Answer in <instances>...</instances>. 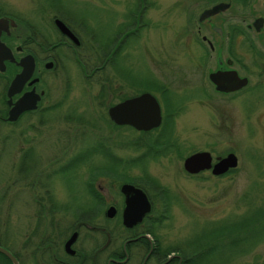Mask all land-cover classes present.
Instances as JSON below:
<instances>
[{
	"label": "flooded vegetation",
	"instance_id": "obj_1",
	"mask_svg": "<svg viewBox=\"0 0 264 264\" xmlns=\"http://www.w3.org/2000/svg\"><path fill=\"white\" fill-rule=\"evenodd\" d=\"M139 4L141 1L137 3V12L131 14L125 24H120L118 34L115 33L111 39L106 38L99 45L101 64L99 75L94 76L95 71L91 67L95 62L92 55L95 46L88 38L87 27L81 18L65 15L62 11L51 15L45 13L42 16L43 26L37 27L25 21L16 34L13 31L17 26L14 19L4 11L0 12V18L4 20L0 27V43L11 56H0V126L6 129L0 139V148L6 149L12 143L18 148L19 195L24 207L18 246L12 250L8 235L4 236L3 243L11 247L8 251L17 264H197L192 261V250L197 248L195 245L189 242L171 243L160 232L164 220L159 219V212L166 206L163 195L153 190L140 175L128 176L116 169L124 165L122 158L112 151L115 143L99 134L88 147H77L67 137L68 131L82 135L86 130L100 129L95 120H101L113 130L124 127L137 131L147 140L150 136L152 138L151 131L160 127L163 121L158 99L166 104V98L175 94L170 88L169 77L180 83L182 93L188 91L191 94L194 87L199 86L208 96L202 86L205 79L211 86V93L220 100L242 99L252 90L262 91L264 98V0H197V12L188 13L185 22L183 54L188 60L184 63L186 67L181 65L176 76L158 78L149 71V77L142 81L147 86L143 90L136 87L133 80L125 78L135 89V92L126 94L121 91L122 85L118 82L124 78L122 68L114 69L109 60L114 51H119L123 41L128 36H134L144 25L141 22L144 6L138 8ZM54 7H57L56 4ZM55 19L62 22L71 36L59 30ZM3 52L0 49V55ZM70 64L81 73L78 78L86 84L99 85L100 95L97 91L94 97L98 108L93 118L87 117L85 112L69 102L73 96L69 89L74 81ZM159 64L165 70L169 67V61ZM152 65L155 66V63ZM29 66L31 70L27 78L17 90L9 92L13 78L23 69L28 70ZM107 69L111 70L115 79L107 75ZM211 74L213 81L210 80ZM54 84L62 86V90L51 92L49 89ZM144 92L158 103L161 118L157 127L136 130L110 120L107 114L110 106ZM112 96L115 99L111 102ZM17 103L23 109L10 118ZM174 107L168 108L170 118L176 112ZM45 130H57L64 139L58 145L56 154L49 158L45 170L38 169L33 177H28L29 171L35 169L38 163L36 147ZM170 136L171 133L168 139ZM143 142L128 139L124 144L129 146ZM92 154L105 159V163L96 164V167L89 165ZM217 156L224 155L214 156L211 163ZM80 164L85 165V172L82 173L84 202L76 200L73 193L55 196L50 179L74 170ZM207 171L210 172L209 169ZM199 172L185 173L192 176ZM12 183L9 176H4L0 186V200L5 202L7 209L11 207V198L16 195L11 190ZM122 184L140 189L149 203L148 212L138 221L131 222L139 205L131 209L134 214L126 213L129 220L123 218L125 196L120 190ZM6 223L8 221L4 216L3 226H7ZM4 264L11 262L5 257Z\"/></svg>",
	"mask_w": 264,
	"mask_h": 264
},
{
	"label": "rangeland",
	"instance_id": "obj_2",
	"mask_svg": "<svg viewBox=\"0 0 264 264\" xmlns=\"http://www.w3.org/2000/svg\"><path fill=\"white\" fill-rule=\"evenodd\" d=\"M137 1H141L138 8L144 6L141 16L144 25L138 28L134 36H128L123 41L119 47L118 62L125 72L124 75L143 90L147 89V86L142 81L149 77V71L158 78L164 75L176 76L181 65L186 67L184 63L188 60L183 54L186 43L185 22L188 13L197 12L199 6L195 5L197 0H0V12L4 11L14 19L17 26L13 31L16 34L25 21L37 27L43 26L42 16L44 17L45 13L51 15L62 11L65 15L81 18L87 27V36L97 50L96 40L100 45L106 38L111 39L115 33L118 34L120 24H125L131 18V14L135 13ZM53 3L57 7H54ZM132 10L134 11L131 12ZM165 61H169L168 73L160 64L158 66V63ZM154 63L155 66L152 65ZM69 66L74 74V81L71 82L69 89L73 96L69 102L85 112L87 117L93 118L98 108L94 97L99 85L86 84L82 78H78L81 77V73L77 69L74 70L72 64ZM106 71L107 75L116 78L110 69ZM118 82L122 85L123 93L135 92L134 87L125 78H120ZM169 82L175 93L173 97H179L175 98L177 100L174 102L169 100L176 106V112L170 118L169 130V127L164 128L161 125L162 127L151 131V135L155 137L160 134L165 140L171 133L169 139L174 142L171 149L173 151L159 154L154 159L143 157L138 162L116 169L119 172L124 171L128 176L146 174L167 189L169 206L167 210L163 208L166 215L160 232L167 236L171 243H186L201 234L203 229H209L217 224L229 226L231 223H242L243 227L233 235L246 236L245 239H248L247 234L255 225L260 227L264 225V98L261 95L263 92L252 90L242 99L220 100L211 93L209 82L203 79V90L208 96L197 86L191 94L184 91L185 97L181 92L180 83L170 77ZM58 86L54 84L49 90L60 92L62 86ZM155 94L159 96L158 93ZM110 98L111 102L115 99L113 96ZM158 100L163 117L165 107L169 108V105L164 104L160 98ZM95 122L100 129L86 130L82 135L70 130L67 137L77 147L83 148L93 144V139L97 135L107 136L109 137L107 140L110 139L112 144L116 145L112 150L114 155L122 158L123 163L126 159L136 158L139 153L134 145L126 146L125 141L147 140L137 131L124 127L113 130L101 120ZM0 127L1 139L6 129ZM63 139L64 136L57 130H45L40 144L38 143L36 147L38 163L35 169L29 171L28 177H33L38 169L45 170L49 158L56 154ZM201 150L210 152L212 159L216 155L232 152L237 158V166L234 170L219 176L211 175L207 170L196 175H187L182 169L183 157ZM18 155L15 143L6 149L0 148V186L4 176H9L13 182L11 190L16 193L14 198H11L9 209L5 207V202L0 200V246L7 250L11 247L3 243L5 235L11 237L12 250L18 246L24 209L19 195ZM105 161L92 154L89 165L96 167V164L100 165ZM84 167V164H80L74 170L52 177L49 183L55 196L73 193L76 200L84 202L82 174L85 172ZM4 208L7 210L5 213ZM4 216L8 221L7 226H3ZM260 237L249 244L241 240L242 242L235 248H227L225 244L223 253L227 260L223 264H264V238ZM219 263L212 256L197 262Z\"/></svg>",
	"mask_w": 264,
	"mask_h": 264
},
{
	"label": "water",
	"instance_id": "obj_3",
	"mask_svg": "<svg viewBox=\"0 0 264 264\" xmlns=\"http://www.w3.org/2000/svg\"><path fill=\"white\" fill-rule=\"evenodd\" d=\"M3 21L4 20L0 18V27L2 26ZM10 24L12 26L14 25L12 19L10 20ZM55 24L61 32L71 36L67 28L60 20L55 19ZM0 49H3L4 51L0 56L11 58L9 50L2 46L1 43ZM29 60L31 61L30 57ZM30 66L28 67V70L23 69L13 78L9 87V92H14L17 90V87L20 85V83H22L25 78H27L31 70L30 68L32 67ZM210 80L213 81V74L210 75ZM22 109L23 106L20 103H17L12 109L9 117L12 118ZM107 114L110 120H112L114 123L128 125L136 130H148L155 128L159 125L161 118L159 106L155 98L145 92L126 98L121 102L110 106L107 110ZM214 160L215 161L211 163L212 158L208 151H195L183 158L182 169L190 174L209 169L211 175H219L226 170L233 169L237 166V158L232 152L226 153L223 157L217 156ZM120 190L125 196V209L123 212L124 220H129L128 216L126 217V213L128 212L127 214H134L131 209L133 206L138 205L139 210L137 213L135 212L136 215L134 214L132 219L133 221L131 222L140 220L141 216L149 210V203L145 195L140 189L129 184H122ZM0 254L6 257L11 262V264H17V261L11 255V253L2 246H0Z\"/></svg>",
	"mask_w": 264,
	"mask_h": 264
},
{
	"label": "trees",
	"instance_id": "obj_4",
	"mask_svg": "<svg viewBox=\"0 0 264 264\" xmlns=\"http://www.w3.org/2000/svg\"><path fill=\"white\" fill-rule=\"evenodd\" d=\"M138 3V1H137ZM136 3V4H137ZM134 10H132L131 12H133ZM137 12V6L135 9V13ZM128 17H130V15H128ZM96 48L94 52H92V55L94 56V66L91 67L92 71H95L94 75H99V66H100V49H99V44L96 40ZM95 48V47H94ZM119 55V51H114L112 54V58H110L109 60V64L113 65V68L116 69L121 67L120 63L118 62V57ZM124 69V67H123ZM125 72L124 70H122V76L126 79L129 80V78L124 75ZM98 94L100 95V90L98 89ZM173 100V102L177 99H175V97L171 96V98H166L165 103L169 105V108H175L172 103L169 102ZM169 111L168 108L165 107V115L163 116V121H162V126L164 128L167 127V124L169 122L170 116L169 115ZM171 124V122H169ZM160 126V127H162ZM171 141H169V139H163L160 134H158L155 137L149 138L147 141H144L143 144L142 143H138V144H134V146L136 147V149H138L139 153L138 156H136V158H133L131 160H124L125 162L122 163L125 166H128L129 164H133L135 162H138L140 159H142L143 157H147V158H156L159 154H165L166 152L169 151H173L172 149V145L174 142H171V144L169 143ZM234 169H231L229 171H232ZM140 178H144V181L148 182L153 190L161 193L165 199L164 203L166 204L165 208L167 210V206H169L168 204V199H169V193L167 191V189L161 185L158 184V182L156 180H154L153 178H151L150 176L144 174L142 176H140ZM166 215V211H162L160 213L159 219H163ZM243 227V224H237V223H231L229 226H226L224 224H217V225H212L209 229H203L201 231V234L199 233V235H196L194 239H192L191 241H189V243H192V245L196 246V249L192 250V254L194 255L192 258V261H196L198 262L201 259H205L208 258L210 256H212V258L216 261V262H220L219 264H223L224 262H226L227 258L223 253V250L225 249V244H227V248L231 247V248H235L238 246V244L240 242H242L241 240H245L247 244H249L252 241H256L257 238H264V225L260 226H254L251 231L249 232V238L245 239L246 236L244 237H236L235 235L238 233L237 231L239 229H241ZM260 227V228H259ZM236 233V234H235ZM235 234V235H233ZM223 241H226L225 243ZM246 249V248H245ZM244 250V249H242ZM5 261V257L3 255L0 254V264H4Z\"/></svg>",
	"mask_w": 264,
	"mask_h": 264
}]
</instances>
